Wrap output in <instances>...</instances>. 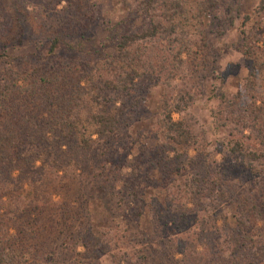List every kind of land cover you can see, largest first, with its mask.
I'll return each mask as SVG.
<instances>
[{
    "label": "trees",
    "instance_id": "obj_1",
    "mask_svg": "<svg viewBox=\"0 0 264 264\" xmlns=\"http://www.w3.org/2000/svg\"><path fill=\"white\" fill-rule=\"evenodd\" d=\"M23 1L22 13L27 11L26 3L30 1L34 2L35 8L38 3H46L55 9L59 3V0ZM4 2L0 0V15L6 9ZM140 4L139 8L147 15L148 22L136 31L118 36L114 56L100 62L97 60L86 68H80L82 64L75 60L83 53L81 47L84 42L88 41L84 34L76 31V26H65L63 30L53 32L52 38L51 34L47 36L54 28L52 25L41 29L40 36L34 40L39 52L42 51L40 42L46 37L45 40L49 39V55L54 56L63 50L65 55L69 54V66L73 64L71 67L85 71L78 69L79 76L71 70L72 84L66 86L61 94H50L51 91L45 89L46 102L50 96L53 99L43 108L45 115L40 117L26 104L23 109L20 103H12L16 99L12 95L15 90L21 94L40 85L36 80L30 81V74L22 78L23 70L16 68L13 62L23 58L14 56L7 48L8 35L11 36L14 30L8 23L12 19L17 20L20 24L17 34L21 37L26 31L25 18L16 15L15 11L12 18L8 15V21L0 23V264H64L66 261L67 264H87L81 260L86 255L93 264H99L103 255L113 257L115 264H264V241L253 237L249 223L255 224V219L260 220L264 214L252 199L255 212L251 216L254 220L244 218V210L239 207L232 213L229 224V217L222 214L220 206L233 196L226 189V175L216 160V150L210 147L205 130L187 110L193 96L185 91L183 84L178 90L172 84L177 79L185 80L186 66L181 55L189 52V39L203 33L206 17L226 13L232 21L240 4L218 0H141ZM255 13L259 20L249 33L241 32L245 36L241 52L247 62L242 86L231 96L224 92H211L208 99L218 101L217 106L210 109L213 129L218 132L225 129L227 151L236 155L243 168L257 179L261 178V172L256 165L264 159V0H258ZM243 19L245 24L250 16L245 15ZM123 22L121 20L111 26L114 35ZM71 33L80 35L76 42V38L66 40ZM33 56L29 55L30 58ZM108 73L109 78H105ZM55 77L56 81L60 78L59 74ZM21 79L23 86L18 84ZM151 84H162L163 97L156 122L158 129L164 131L174 145H157L142 160L136 157L128 159L127 151L122 165L131 167L132 177L147 174L148 178L149 173L158 168L157 164L160 171L171 169L172 175L184 176L182 183L172 179L176 188L175 199L178 200L175 206L181 209L178 219L174 220L176 232L171 237L161 236L154 240V233L141 230L143 244L136 239L138 236L134 232L128 236L119 234L121 225L111 236L106 231L94 236L90 215L85 211L86 202L82 201L81 222L75 230L65 222L68 233L64 235L56 220L58 210L70 219V211L76 206L63 202L62 198L55 202L52 197L61 193L54 188V181H59L60 175L65 179L70 171L77 168L75 158L69 156L71 142L74 141L76 148L86 154L96 140L114 139L119 130L129 129L133 120L130 113L145 110L141 105L146 101L145 95ZM170 85L173 91H177L175 94L165 92ZM131 91L141 96L130 105L127 116L122 107L110 105L105 99L109 93L130 94ZM39 111L36 106L34 112ZM173 113L179 117L174 119ZM190 149L195 151L194 155H189ZM146 150L141 148L143 153ZM110 151L111 145L108 144L102 153ZM167 152L173 155L169 156ZM105 161L101 167L103 170H106ZM139 163L143 169L140 173ZM121 167L116 162L115 168L121 171ZM53 171L56 174L52 183L48 181V174ZM139 181H132L130 194L117 191L118 202L114 203L117 210L122 202H131L133 198H137L138 209H141L143 199L136 189ZM46 185L53 189L50 194L45 190ZM158 186L166 187L164 184L153 187ZM47 191L48 197L45 196ZM179 199H183L182 204ZM260 200L264 201V198ZM203 202L207 204L203 205ZM188 203L201 205L204 216L190 219L192 214H189ZM140 211L136 212L137 217L141 216ZM148 225L151 232H158L153 219ZM166 229L171 230L169 225ZM122 238L123 241L128 240L129 248L116 256L121 249L118 243H122ZM58 240L62 249L59 254L56 251ZM78 245L84 248L83 252L76 250Z\"/></svg>",
    "mask_w": 264,
    "mask_h": 264
},
{
    "label": "rangeland",
    "instance_id": "obj_2",
    "mask_svg": "<svg viewBox=\"0 0 264 264\" xmlns=\"http://www.w3.org/2000/svg\"><path fill=\"white\" fill-rule=\"evenodd\" d=\"M4 1L3 5L6 9L0 15V23L7 22L9 16L12 18L16 12V15H21L27 23L24 24L26 31H23L21 37L17 34L20 29V24L17 20L12 19L8 23L9 27L14 29L13 34L11 36L8 35V51L18 58H23L22 60L14 59L13 64L19 70H23L21 72L22 78L30 74L32 75L30 81L36 80L40 84L39 88L36 85L37 87H34V89H27L21 94H19L18 90H15L12 95L16 99L12 103H20L23 109L26 108V104L28 109L33 111V113H38L39 117L45 115L43 108L48 106L49 101L53 99L50 96V99L46 102V88L51 91L50 94H55V92L63 93L64 88L72 84L70 81L72 77L71 70H74L80 76L81 73L77 71L78 69L92 66L93 63L98 61L108 60V58L117 53L114 45L118 36L136 31L148 22L147 15L139 8L141 0H59L55 9L52 8L51 4L46 5V3H38L35 8L32 4L34 2L30 1L26 3L27 11L24 13L20 9L22 2L25 1ZM218 1L221 3L225 1L239 2L240 9L235 13L232 21L229 20V16L226 13H221L218 16L215 14V17L209 18L210 15L206 17L208 19L203 28V33L192 36L189 39L191 40L189 52H184L181 55L186 66L185 80L181 82L177 79L172 84L176 90L183 84L185 91L193 96V101H191L187 110L205 130L206 140L210 147L216 150V160L221 163V170L226 175V189L233 196L229 198L228 203L220 206L222 214L229 217L230 224L232 222V219H230L232 213L235 210L238 211L239 207L244 210V218H252L251 220H254V217L251 216L255 212L250 201L252 199L253 203L255 202L257 208L264 214V201L260 200L264 198V159L256 165L261 172V178H252L241 165L240 159L227 151L224 143L227 139L225 129H220L219 132L213 129L210 109L217 106L218 101L209 100L208 98L211 92H224L226 95L231 96L242 86L247 74V62L241 52V45L245 38L241 32L249 33L250 28L256 24L255 22L259 20V17L255 13L258 0ZM158 11H160V8L157 4L156 12ZM245 15L250 16V20L243 24ZM121 20L124 22L120 25V29L117 32L115 31L116 35H114L111 26ZM49 25L54 27L51 32L47 33V36L51 34V38L54 33L63 30L65 26H76V31L84 34V38H87L88 41L84 42L81 47L83 53L75 59L82 64V67H71L73 64L69 66L67 64L69 62V54L65 55L64 53L66 52L63 50L57 51L54 56L49 55V39L45 40L46 37H43L40 42L42 51H40L41 53L39 52L34 40L40 36L41 29L49 27ZM79 36L71 33L66 40L76 38V42ZM69 53L71 54V52ZM30 54L34 56L30 58ZM81 71L84 73L85 70ZM55 74L60 76L57 81ZM109 76L108 73L105 78H109ZM21 80L18 84L23 86L24 81L23 79ZM0 82L2 81L0 80ZM161 85L151 84L149 86L145 95L146 101L141 105L145 110L139 109V111L130 113L133 120H131L132 123L130 122L129 129L124 130L122 128L117 132L114 139L106 137L96 140L91 151L86 154L76 148L74 141L71 142L72 147L70 148L69 156L75 158L77 168L74 171H70L65 179L60 175L59 181L58 179L54 181V188L60 190L61 193L60 195L56 193L52 197L55 202H60V198H62L64 199L63 202H69L72 206H76L75 209L70 211V214H72L70 219H67V214H61L60 210H58L56 220L59 222V228H63L64 235L68 233L66 231L68 226L66 227L65 222L73 226L72 230H75L78 223L81 222L79 216L80 212H82V201L86 202L85 211L90 215L94 236H99L101 231H106L111 236L117 226L121 225L118 230L119 234L128 236L130 232H134L138 236L136 239L143 244L142 235L140 234L141 230H145L146 233H154V240L161 238V236L171 237L176 232L174 220L178 219L181 209L175 206L178 200L175 199L176 188L175 185H172L174 184L172 179L182 183L184 176L172 175L171 169L160 171V165L157 164L158 168L151 171L148 178L146 177L147 174L144 177L143 174L141 177L140 175L132 177L130 175L131 167L122 165L125 164L124 156H126L127 151L128 159L131 160L136 157L138 160H142L147 157L148 151L154 149L157 145H174L166 137L165 132L158 129L156 122L158 106L161 103V97H163ZM168 87L165 91L167 94H175L177 92L172 90V85ZM140 96L131 91L130 94L109 93L105 99L109 100L110 105L116 104L122 107L126 115L130 105ZM36 106L40 108L39 112H34ZM172 117L177 119L179 115L173 113ZM65 142L68 141L65 140ZM108 144L111 145V151L103 154L102 151ZM142 147L147 149L146 153L141 152ZM167 154L169 156L173 155L172 152H167ZM194 154L195 151L190 149L189 155ZM104 160H107L104 165L106 170L101 168ZM116 162H118V166H123L121 171L115 168ZM140 166L142 167L139 163L137 167L139 173L140 170H143ZM53 172L48 174V181L52 183L56 174V171ZM138 180L140 181L136 189L138 188V194L143 199L141 209H138L137 198H133L131 202H122L120 204L122 210L120 211V208L117 210L114 207V203L118 202L117 191L120 192L122 190L130 194L133 188L132 181L135 183ZM155 184H164L166 187H153ZM50 186H45V190H49V194L53 190ZM45 196L48 197V191ZM234 199L237 200L236 203ZM182 201L183 199H179L181 204ZM206 204L203 202V205ZM188 207L190 209L189 214H192L190 219L204 216L201 205L188 203ZM205 208L208 210V207ZM138 210H141L140 217L136 216ZM260 218L258 221L255 219V224L252 221L249 222L250 229L254 238L264 241V216ZM152 219L158 225H155L158 232H151L152 228L148 225V222L151 223ZM165 223L166 226L169 225L170 231L164 226ZM218 223L221 224L220 221ZM37 230L42 231L40 227ZM127 241H123L122 238V243H118L121 249L117 251L116 256H119L122 252H127L129 248ZM59 242L60 240L57 241V254L62 252ZM76 250L83 252L84 248L78 245ZM60 255L64 257L63 254ZM84 257L81 259L82 262L93 264L87 255ZM67 262H64V264H67ZM98 263L115 264V259L109 255H103L102 257L100 256Z\"/></svg>",
    "mask_w": 264,
    "mask_h": 264
}]
</instances>
